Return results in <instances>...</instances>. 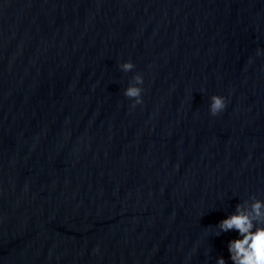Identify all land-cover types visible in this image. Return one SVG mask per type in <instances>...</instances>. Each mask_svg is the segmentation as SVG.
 Returning a JSON list of instances; mask_svg holds the SVG:
<instances>
[{"label": "water", "instance_id": "1", "mask_svg": "<svg viewBox=\"0 0 264 264\" xmlns=\"http://www.w3.org/2000/svg\"><path fill=\"white\" fill-rule=\"evenodd\" d=\"M257 47L264 0H0V264H233L214 225L264 199Z\"/></svg>", "mask_w": 264, "mask_h": 264}, {"label": "clouds", "instance_id": "2", "mask_svg": "<svg viewBox=\"0 0 264 264\" xmlns=\"http://www.w3.org/2000/svg\"><path fill=\"white\" fill-rule=\"evenodd\" d=\"M264 53V49L257 47L256 55ZM119 68L125 72L134 67L132 60L119 62ZM143 77L139 72L133 73L129 83L123 89V94L133 98V105L142 101ZM225 96L212 93L209 97L208 111L215 115L224 109ZM214 234L223 231L236 230V236L227 241L229 257L233 264H264V199L251 195L249 198L236 203L234 210L220 218L214 225ZM215 264H226L225 257L218 255Z\"/></svg>", "mask_w": 264, "mask_h": 264}]
</instances>
